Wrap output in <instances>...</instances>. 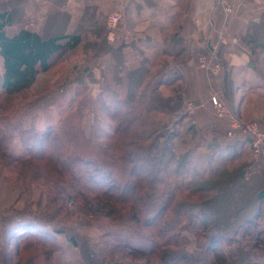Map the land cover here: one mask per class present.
<instances>
[{
  "label": "trees",
  "instance_id": "16d2710c",
  "mask_svg": "<svg viewBox=\"0 0 264 264\" xmlns=\"http://www.w3.org/2000/svg\"><path fill=\"white\" fill-rule=\"evenodd\" d=\"M24 2L12 0L0 10V166L40 163L47 170L36 167L32 181L58 187L43 184L48 207L29 210L30 216L0 214V264H63L60 234L80 248L82 264H264V177H249L244 163H235L251 140H195L183 153L175 147L184 126L197 137L186 111L184 76L175 64L182 51L174 49L181 43L179 28L164 26L160 48L143 51L141 65L130 69L121 49L108 43L107 25L96 27L89 9L72 32L68 12L55 9L43 31L20 27L10 34L7 28L22 21ZM84 31L93 38L86 39ZM246 42L250 67L262 75L264 16L250 25ZM79 48L110 56L102 74L111 81L97 91V119L85 124V111L94 103L88 86L43 128L20 125L25 111L3 119L9 98L28 91L41 73ZM233 85H224L225 97ZM15 133L25 155L11 150ZM206 146L217 152L199 166L193 153ZM74 211L84 225L95 227L96 239L66 224Z\"/></svg>",
  "mask_w": 264,
  "mask_h": 264
},
{
  "label": "rangeland",
  "instance_id": "374dc122",
  "mask_svg": "<svg viewBox=\"0 0 264 264\" xmlns=\"http://www.w3.org/2000/svg\"><path fill=\"white\" fill-rule=\"evenodd\" d=\"M22 4L24 6V13L22 14L21 19L22 21L20 23L14 21L13 25L7 28L10 34H13L20 27H28L43 31L47 17L52 12H54L55 9H61L60 6L58 4L55 5V3L45 4L42 2H29L27 0V2ZM9 6H12V0H0V10L8 8ZM159 19L167 20L168 18L165 14ZM108 20L109 17L107 18V28H109ZM75 28L76 26H69L67 31L72 32L75 30ZM86 28L83 27L84 30ZM84 35L86 39L90 40L93 38L91 33H85V31ZM154 41L153 46L155 49H159L161 46L160 42ZM152 50L154 51V49ZM92 52V49L85 50L84 48H79L67 53V55L64 57V60L59 61L52 67L50 71L41 73L38 76L35 84L28 91L15 95L6 101L7 108L2 111L3 119L14 120L15 118H19L16 114L25 111L27 114L24 116L26 117L22 118L20 125L23 127L35 125L43 128L46 123L55 122L59 115L68 108L79 88L88 86V93L92 94L94 97L93 108L89 109L90 111H85V124L90 125L93 122L92 117L94 119L98 118V116L95 114L97 112L96 108L98 105V99L96 96L97 91L99 88L104 87L108 81H111L110 75L108 73H104V76L102 74L103 71L109 69V54L96 57L95 54H92ZM217 61L219 62L221 69L218 74H212L209 71V73L213 76L220 75L222 71V61H220L219 58H217ZM214 63L215 62H212L211 65L209 64L210 67H213ZM259 66L261 68L262 75L257 73L256 75L246 77L250 80L245 79L243 81L240 79L237 81L238 83L236 82L241 86V88L238 90L233 91L227 87L226 90L228 98L225 97V95L223 96L220 92H215V94L220 96L224 101L227 102L228 105H230L234 115L242 122L248 125L258 126L260 132L264 133V60L260 59ZM157 69L159 70L157 67L154 69V72H156ZM2 70L3 63L2 58L0 57V73ZM92 79L95 80L92 81ZM111 86L115 87V84L111 82ZM190 104H192L193 109H190L189 111L188 107ZM12 106L14 107L12 108ZM197 106V103L186 102V111L190 115L194 112ZM224 119L229 122L227 118ZM99 120L100 119H98V121ZM173 121V118L170 119L171 123H173ZM229 124L230 128L227 132V136L229 138H233L229 135V132L233 130L237 137L240 135L241 137H245V140H251L249 133L244 131L242 127L234 129L230 122ZM185 128V126L183 129H180L179 127L180 131L182 130V136L184 137L183 139L185 141L182 142L183 139L179 141L176 139L175 141V147L178 149L179 153L185 152L186 148L193 144V141H197V138L186 134ZM11 130H13V127H11ZM11 138L12 152H16L17 155H25L23 150L24 148L22 145H20L18 134H12ZM237 142H239V140L232 144L220 141V143L224 145H233L237 144ZM211 150L212 149H210L208 146L197 148L193 153L194 162L199 166L208 163L209 159H207V156L217 152L214 149V151ZM205 159L207 161L204 163ZM238 162L244 163V171L249 177H264V148L259 153H257L252 141L251 145H247L246 148H244L243 154L235 162L237 166H239ZM32 163H34V166L28 164L30 167H27V165H10L7 163L4 165L2 164V167L0 166V176H3L4 178L6 176L10 177L9 181H2V179H0L1 215H4L10 210L9 212H12L13 216H20L21 214L30 216V214H28L29 210H33L35 212L39 206L40 208H43L44 206L48 207V193H46V190L44 191V189H46L45 186H47V188L54 186L57 188V183L44 182L47 185L43 187L44 183L41 181L43 179H40L41 183L33 182L32 179L37 176L36 171L38 169L42 170L41 172H44L47 169L38 168L40 163ZM141 165L145 169L148 167V163H143ZM232 168L235 167H230V169ZM41 176L44 175L41 174ZM67 210L68 212L73 211V209L70 210L68 208ZM75 212L76 211H74V213ZM65 222L69 226H74L78 231L84 233L90 239L94 240L99 235L95 227L86 224L84 225L83 219L81 216L79 217L77 213L70 214ZM58 244L59 251L57 254L62 260L63 264H82L83 259L80 248L70 243L64 234H60L58 236ZM225 245L226 243L224 241L223 246Z\"/></svg>",
  "mask_w": 264,
  "mask_h": 264
},
{
  "label": "crops",
  "instance_id": "0c3cea01",
  "mask_svg": "<svg viewBox=\"0 0 264 264\" xmlns=\"http://www.w3.org/2000/svg\"><path fill=\"white\" fill-rule=\"evenodd\" d=\"M28 1L54 3V0ZM119 4L124 5L122 21L114 29L107 28L104 35L112 47L121 49L126 67H139L142 52H153L154 40L162 45L164 26L169 30L178 27L181 43L174 49L182 47V51L175 64L184 76L186 102L198 104L190 114L196 125L197 141L218 139L232 144L245 140L240 135L227 136L230 124L217 115L211 97L215 92L224 96V85L229 81L234 82L231 89L235 91L241 88L237 81L257 74L250 67L246 35L250 25L264 16V0H233L231 14L217 6L216 0H66L60 8L70 15L68 27L80 25L87 9L98 27L107 25V18ZM164 12L168 19H159ZM216 58L223 60L222 71L213 76L208 67Z\"/></svg>",
  "mask_w": 264,
  "mask_h": 264
},
{
  "label": "built area",
  "instance_id": "2783aa9c",
  "mask_svg": "<svg viewBox=\"0 0 264 264\" xmlns=\"http://www.w3.org/2000/svg\"><path fill=\"white\" fill-rule=\"evenodd\" d=\"M226 14H231L233 12V0H217L216 3ZM124 9L123 4H119L117 6V10L109 16L108 26L110 29H114L122 20V11ZM221 66L215 60L213 67H208V70L212 74H218L220 72ZM211 102L213 106L216 108L218 115L221 118H227L229 122L232 124L234 129L242 127L244 131H247L251 137V141L255 147L257 153H259L264 148V133H261L258 126L256 125H248L242 122L239 118H237L230 105L227 104L220 96L217 94L212 95ZM190 109H193L192 104L189 105ZM231 137H236L237 135L234 133L233 130L229 132Z\"/></svg>",
  "mask_w": 264,
  "mask_h": 264
}]
</instances>
